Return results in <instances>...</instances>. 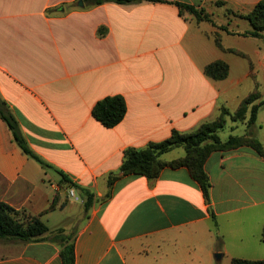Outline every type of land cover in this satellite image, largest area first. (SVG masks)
Here are the masks:
<instances>
[{"label": "crops", "instance_id": "obj_1", "mask_svg": "<svg viewBox=\"0 0 264 264\" xmlns=\"http://www.w3.org/2000/svg\"><path fill=\"white\" fill-rule=\"evenodd\" d=\"M79 1L0 0V97L33 151L95 198L88 213L82 206L76 223L73 213L72 224L59 227L57 214L80 206L65 196L71 188L56 171L23 154L0 118V203L49 228L38 242L0 240V251H20L0 256V264H63L66 239L74 245L75 264H214L216 251H264V158L251 148L210 156L209 202L186 168H166L155 180L121 172L127 149L163 142L173 131L193 132L217 118L223 106L235 111L256 81L264 96V38H250L256 42L250 54L225 45L226 39L247 37L220 28L250 31V23L238 17L264 0L91 8ZM175 2L203 8L213 19H232L198 22L181 15ZM216 34L225 48L248 57L218 48ZM229 55L248 60V68ZM216 61L229 65L224 80L205 74ZM117 95L124 97L127 114L106 128L92 111ZM176 150L163 159L181 157H170ZM111 174L120 178L103 202Z\"/></svg>", "mask_w": 264, "mask_h": 264}, {"label": "trees", "instance_id": "obj_2", "mask_svg": "<svg viewBox=\"0 0 264 264\" xmlns=\"http://www.w3.org/2000/svg\"><path fill=\"white\" fill-rule=\"evenodd\" d=\"M87 8L99 6L105 3H115L118 5H131L141 2L169 3L167 0H82ZM183 12L192 15L198 22H209L215 25L213 17L203 8L175 2ZM183 11V12H182ZM231 12V11H229ZM248 21L252 27L246 33H233L226 27H220L232 35L263 39L264 33V1L258 3L254 9L239 16ZM215 43L221 50L234 53L238 56L248 57L245 53L233 49L225 48L221 36L216 34ZM205 74L213 80L221 81L229 75V65L224 61H216L208 65ZM256 81L255 75L251 74ZM264 107V96L260 91V85L256 81L255 89L245 97L235 111H230L227 107H221L220 113L212 121L200 125L195 131L180 133L173 131L170 138L159 143H150L144 149L129 148L125 151L124 162L121 167L122 176L142 175L150 180L157 179L161 172L170 168L173 170L186 168L191 177L199 184L207 202L210 201L211 181L205 170V164L210 156L215 152H228L239 148L247 147L254 150L259 156L264 158V145L254 134L244 136L231 135L227 140H223L220 133L228 123V117L235 123H245L247 128L254 127L258 120L260 110ZM127 114V104L123 96L117 95L107 97L94 106L92 115L106 128H114L119 125ZM0 118L3 119L13 138L23 154L36 161L44 170H54L61 177V181L66 188L78 191L84 199V210L86 213L95 203L94 195L87 189L80 187L73 182L63 172L56 170L47 161L36 154L25 138L21 126L5 101L0 97ZM183 148L185 156L173 161H165L163 155ZM120 178L116 174H111L108 179L109 191L102 199L106 201L112 196V188ZM60 198L55 197L50 210L56 208ZM21 213L5 203H0V240H20L22 242H38L43 240V236L49 232L48 226L37 217L20 218ZM215 219V217H214ZM264 241V234H263ZM60 256L63 264H75L74 245L66 239L62 244ZM231 264H264V260H245L240 258L232 259Z\"/></svg>", "mask_w": 264, "mask_h": 264}, {"label": "rangeland", "instance_id": "obj_3", "mask_svg": "<svg viewBox=\"0 0 264 264\" xmlns=\"http://www.w3.org/2000/svg\"><path fill=\"white\" fill-rule=\"evenodd\" d=\"M225 18L232 19V16L228 15L227 17H224L221 15H217V17H215L214 20L217 22H220L221 20H223ZM238 18H240V17H238ZM227 29L229 30L230 27ZM240 30H242V29H240ZM232 31H233V33L237 32V29H235V27H232ZM239 32L241 33V31H239ZM247 38L246 39H243V38L226 39L225 45L235 47V48H239V49H242V50L249 52L250 54H254V52L256 50V45H255L256 42H254L255 40L250 39L251 37H247ZM229 56L233 57L235 60H237L240 63V65H243L245 70L248 68V65H249L248 60L239 58L235 55H229ZM254 61H255L254 62L255 68H258V70L261 71L260 70L261 67H260V65L258 63V59H256V57L254 58ZM244 68L241 69V67H240L239 71H241V70L243 71ZM179 69H180V71L184 70L183 66H181ZM249 86H252L251 82H249ZM263 93H264V88H263ZM197 107L198 106L195 105L193 109H196ZM232 110L234 111L233 108H232ZM246 134H254L255 136H258L257 138L264 144V107L259 112L256 125L254 127H252L251 129L247 128L245 123H235V122L231 121L230 117H228V123H227L226 127L224 128V130L220 133V136L223 140H227L229 138V136H231V135L244 136ZM178 155H181V157L185 156V151L183 148H177V150L174 152V154H172L170 157L176 158ZM181 157H179V158H181ZM76 202L80 205L78 210L77 209H75L74 211L73 210L72 211L67 210V211L63 212L62 214H57L58 218H56L55 220H57L58 224L57 223L56 224L59 227H61V228L65 227L66 228L68 225H70L69 223H71V219H72L71 216L73 213L75 214V218H76L75 223L79 219L78 213L82 211V206L84 209V200L79 198V200L78 201L76 200ZM56 213H60V212H56ZM56 224L50 223L49 226L54 228ZM60 233H61L60 231L57 232V234H60ZM18 252H20V251H18L17 248L8 247V248H5L4 251H0V256L16 254ZM219 253L222 254V258L218 261L216 259V255ZM233 258H240V259H245V260H264V251H216V253H214V256H213L214 264H231Z\"/></svg>", "mask_w": 264, "mask_h": 264}, {"label": "water", "instance_id": "obj_4", "mask_svg": "<svg viewBox=\"0 0 264 264\" xmlns=\"http://www.w3.org/2000/svg\"><path fill=\"white\" fill-rule=\"evenodd\" d=\"M78 5H79L80 7H83V6H84L83 1L80 0L79 3H78ZM65 196L67 197V199H69V192H65ZM221 258H222V254L219 253V254L216 255V259H217L218 261H219Z\"/></svg>", "mask_w": 264, "mask_h": 264}, {"label": "built area", "instance_id": "obj_5", "mask_svg": "<svg viewBox=\"0 0 264 264\" xmlns=\"http://www.w3.org/2000/svg\"><path fill=\"white\" fill-rule=\"evenodd\" d=\"M68 192H69V197H71V198H73V199H75L77 201L79 200L75 190L70 189Z\"/></svg>", "mask_w": 264, "mask_h": 264}]
</instances>
